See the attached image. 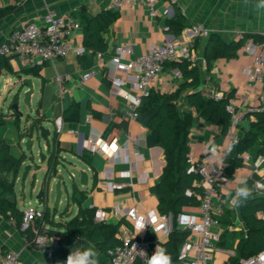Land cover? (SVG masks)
<instances>
[{
	"label": "crops",
	"instance_id": "1",
	"mask_svg": "<svg viewBox=\"0 0 264 264\" xmlns=\"http://www.w3.org/2000/svg\"><path fill=\"white\" fill-rule=\"evenodd\" d=\"M114 1L0 0V8H13L0 19V44L8 38L12 31L30 23H42L43 15L48 10L66 17H73L81 23L82 11L88 15H95L104 10H111V4ZM255 3L256 0H249L247 4L244 0H178V3L170 4L167 0H159V14L155 17L150 16L147 7L139 4L116 10L118 12L116 20L103 33L107 49L102 52V60L97 57L96 53H92L85 47L81 24L80 29L72 31L70 40L75 49L84 47L85 53L78 54L72 51L66 57L56 58L41 65H29L17 57H10L12 71L3 70L0 75V98L1 100L4 98L3 102H5L9 96L13 95L14 99V94L19 90L22 81L26 78L32 80L34 92L31 95V108L33 111L24 104L28 115L26 118L24 112L23 115H19L20 129L25 130L30 127L34 117L43 116L45 120L42 124L51 130L48 139L43 138L45 152L48 149V142H51L57 134L55 118L63 117L69 107L78 103L80 106L78 119H64L63 131L57 135L61 147L60 172L63 174L68 172L73 178H75V170L88 173L87 187L75 183L80 191H86L83 207L90 208L91 205L103 207L109 213L117 207L125 210L126 207L138 203L140 214L147 215L152 212L160 214L158 199L151 191V186L159 179L166 161L163 149L156 145L155 137L147 127L155 109L138 119L126 118L125 113L130 103L121 96L113 95L111 82L106 76L110 68L108 65L110 57L119 45L130 44L134 50L131 58H134L150 50L154 44L162 42L166 36L172 38L180 35L194 23L209 27L212 32L218 33L224 40H237L245 33H258L264 36V14H258L255 11ZM169 7H172V16L166 14ZM176 15L183 17L182 32L178 35L172 30L164 32L163 26ZM249 39L251 38L246 39L244 44ZM204 44L205 40H200L196 49L200 56L198 64L202 69V87L206 95L215 98L216 94L223 97L224 94L232 92L233 95L229 102L235 104L239 116L246 108L259 107L262 84L252 81L249 77L254 70L252 57L242 47L237 57L217 59L211 72L207 73L205 64L202 62ZM83 55H92L93 64L90 68L97 71L94 77L84 83L81 82V75L87 68L79 60V57ZM26 68L36 69L38 74L33 70L22 73L21 76L15 74ZM175 69L167 63L153 82L152 88L167 93L175 91L182 81V79L175 78ZM57 75H70L71 78L66 85L72 88V93L61 95L60 89L54 82ZM27 90V86L23 87L18 100L19 108H21V103H24V93ZM126 90L133 92L130 86H127ZM184 97L185 95L182 96L181 106L191 109L185 104ZM3 107L4 104L0 107V139L9 144L13 156L17 158L25 156L24 164L27 155L22 144L28 136L20 138V129L16 125L13 111L10 106L7 110ZM87 117H91V121H88ZM262 123L263 121L259 120L253 112L247 113L238 127V133L242 137L252 127ZM220 132L221 128L217 123L208 121L194 112L190 132V156L198 160L206 146H209L211 150L215 148V152L222 154L228 138L226 135L221 136ZM90 137H96L102 143L100 151L85 146V140ZM35 138L36 134L33 136L32 148ZM83 155L90 158V163L83 159ZM40 169L44 171L45 176L47 163L43 160ZM241 177L248 178V184L253 188L254 196H264V191H254V178L258 175L254 174L251 163H245L243 160L241 166L233 171L230 177L231 185L225 191H234ZM109 181L129 185L122 190L111 191L102 187L105 182ZM55 183L56 180H53L49 197ZM72 193L68 192L69 199ZM78 196H81L80 193L77 194ZM14 198L18 207L24 210L16 195ZM40 204L44 205V201ZM223 207L224 213L231 210L235 214L232 224L224 222L225 219H223L224 221L219 220L215 226L214 231L219 234L220 239L214 244L212 250V264H229V259L239 254L240 240L247 236V229L238 209L230 208L226 201ZM184 213L198 214L199 206H186ZM223 216V214L220 215L219 219ZM107 217L108 223L120 225L119 232L124 229L134 230L137 238L148 242L149 256L155 251L157 245L163 247L170 234L164 230L157 231L152 225L137 234L132 222L126 216L117 218L109 213ZM230 232L236 234L230 242L235 247L234 251L225 249L228 244L226 237ZM222 236L224 239H221ZM89 245L95 246L86 238H79L71 245L59 243L54 250L53 257L48 258L44 252L31 244L14 219H6L0 214V246L20 253L22 264L64 263L72 248L74 250L83 249ZM99 252L101 254L100 264H111L105 251L99 250Z\"/></svg>",
	"mask_w": 264,
	"mask_h": 264
},
{
	"label": "trees",
	"instance_id": "2",
	"mask_svg": "<svg viewBox=\"0 0 264 264\" xmlns=\"http://www.w3.org/2000/svg\"><path fill=\"white\" fill-rule=\"evenodd\" d=\"M12 10V7L0 8V19ZM117 16L118 12L113 10H104L95 15H88L82 11L81 24L84 33V45L92 53L106 51L107 43L103 33L107 31ZM182 18L181 15H176L168 22L176 35L182 32ZM248 38L264 42V36L258 33H245L240 39L224 40L218 33L212 32L205 39L203 48V59L207 73L211 72L217 59L237 57L244 41ZM200 40H196V47ZM79 60L87 69L93 64L92 55L80 56ZM170 64L182 72L183 76L179 87L169 93L152 88L150 94L144 97L138 111L139 115L143 116L155 109L147 127L155 137L156 145L163 149L166 164L159 179L151 186V191L158 199L160 214L173 215L174 229L163 244V248H166L171 254L173 264H179V253L187 239L188 232L181 231L177 227V218L184 213V207L199 205V197L203 193V187L197 184L200 175L188 171L191 150L190 132L194 112L208 121L217 123L221 128L220 135L225 136L231 123V115L227 111V105L233 94L232 92L224 94L220 99L208 96L202 87V69L199 64H193L188 60L174 61ZM3 70L12 71L10 56L0 53V75ZM29 70L38 74L33 68H26L21 72H15V74L21 76L22 73H27ZM184 95V102L191 109L181 106V99ZM79 114L80 106L78 103H74L64 112L63 118L76 120ZM253 114L263 123L245 132L235 145V149L227 161L226 172L229 177L232 176L236 168L241 166L242 153L250 152L254 156L264 155V112L256 111ZM13 115L16 125L20 129V114L14 111ZM44 120L45 118L41 115L34 117L30 127L25 130L20 129V138L31 136L33 129L41 125ZM60 157L61 147L56 134L52 141L48 142L47 152L41 153L42 160L47 163L45 178H52L56 175L61 161ZM82 157L90 163L91 160L88 156L83 155ZM24 160L25 156L20 158L13 156L9 144L0 139V214L6 219H14L16 225L21 229L25 210L20 209L17 202H11L9 198L16 195V180ZM188 190L192 191V195L187 194ZM78 193L82 197H77ZM85 195L86 191H80L78 186L74 184L71 198L79 207L78 213L70 218H65L66 212H64L59 221L55 218L57 211L52 212L48 200L44 199V215L39 220V224L43 223L47 233L56 237L60 244L71 245L79 238H86L92 241L98 250L106 251L107 248L119 243L120 225L96 221L95 209L83 207ZM261 210L264 211V196H254L253 199L248 200L238 209L246 226L247 236L240 240L239 254L231 257L229 264H241V259L256 255L264 250V219L258 216V212ZM234 214V211L227 210L220 220L224 221L223 219H225L224 222L232 224ZM23 231L28 240L32 242L33 231L30 228ZM221 239H224V236ZM134 264L140 263L136 261Z\"/></svg>",
	"mask_w": 264,
	"mask_h": 264
},
{
	"label": "built area",
	"instance_id": "3",
	"mask_svg": "<svg viewBox=\"0 0 264 264\" xmlns=\"http://www.w3.org/2000/svg\"><path fill=\"white\" fill-rule=\"evenodd\" d=\"M170 4L178 3V0H167ZM159 0H115L110 9L120 10L125 7H132L135 4L145 6L150 16L155 17L159 14ZM168 16L173 15L172 7L166 11ZM81 23L73 17H66L52 10H48L42 18V23H30L20 29L12 31L8 38L0 44V53L21 59L29 65H41L44 62L54 60L56 58L66 57L72 51L78 54L85 53V48L75 49L70 35L72 31L80 29ZM164 32H170L169 24L163 26ZM212 33V30L200 23H194L186 28L180 35L165 39L154 44L147 52L136 55L131 58L134 53L130 44H121L116 48L115 53L110 57L108 62L109 70L106 73L107 78L111 82L113 95L121 96L126 99L130 105L125 116L128 119H138L140 117L138 108L142 105L144 97L150 94L153 82L163 71L165 65L174 61L188 60L193 64L200 61L199 53L196 49V40H205ZM243 49L252 57L254 70L250 74V79L254 82L262 84L260 94L261 104L257 108H246L244 113L239 116L234 103L229 102L227 111L231 115V123L227 130V144L222 154L212 151L206 146L202 155L198 160L192 156L189 157V172H196L200 175L197 184L203 187V193L199 197V213L189 214L182 213L188 217L195 218L187 226H182L178 222L177 227L181 231H187L188 236L183 243L179 253V264H212L213 247L215 242L220 239L219 234L213 231V227L219 223V216L224 213V191L231 185V178L228 176L227 161L230 154L234 151L235 145L241 139L238 133V127L241 125L245 114L250 112H264V42H258L249 39L243 46ZM97 57L102 60L103 53L97 52ZM204 64L205 61L203 59ZM97 71L93 68L85 70L81 75V82H86L94 77ZM175 78L182 79V72L179 68L174 70ZM70 75H57L54 82L61 91V95L72 93V88L66 85L70 80ZM130 86L133 92L126 90ZM131 97L132 99H128ZM222 96L215 95L216 99ZM91 121V117H87ZM64 118L58 116L55 118L56 133L60 134L64 128ZM85 146L89 149L100 151L102 143L96 137H90L85 140ZM241 158L245 163H251L254 174L258 177L254 178V191H264V188H257V185H264V155L254 156L250 152L241 154ZM259 161V163H257ZM263 170V172H261ZM127 174V173H126ZM126 183L105 182L102 187L107 190L116 191L127 187ZM188 195H192V191H187ZM90 208L95 209V220L107 222V215L111 213L119 218L126 216L133 224L135 229L136 220L143 216L148 225H151L159 231L164 230L170 233L174 229L173 215L158 214L152 212L142 215L139 212L138 203L121 210L117 207L108 213L103 207L91 205ZM25 217L22 223V229L30 228L34 237L31 244L44 252L48 258H52L55 248L59 245L56 237L50 236L45 225L39 224V220L44 215V208L31 207L25 209ZM258 216L264 219V211H259ZM136 230V229H135ZM119 243L106 249L111 264H134L139 261L140 264H147L150 246L136 237L134 230L124 229L118 233ZM147 253V254H145ZM264 250L256 255L241 259V264H264V260L260 259ZM0 264H22L21 256L15 250L0 246ZM48 264H64L50 262Z\"/></svg>",
	"mask_w": 264,
	"mask_h": 264
},
{
	"label": "rangeland",
	"instance_id": "4",
	"mask_svg": "<svg viewBox=\"0 0 264 264\" xmlns=\"http://www.w3.org/2000/svg\"><path fill=\"white\" fill-rule=\"evenodd\" d=\"M4 98H0V107L4 104V109L7 110L8 107L11 105V102L13 100V95L9 96L5 102H3ZM25 103H21V108L20 111L25 113V118L27 117V110H26V106L24 105ZM1 110V108H0ZM29 113V110H28ZM27 139L24 141V143L22 144L27 158H26V162L23 164L22 169L20 171L19 174V178L18 181L16 183V198L18 199L19 202H21L22 204V208L25 210L27 208H31V207H40L43 208L44 205L40 204L37 200H36V195L39 192L42 180L44 178V171L41 168L42 165V160H41V151L45 152L44 149V140H40L38 141L36 138L34 139V145L32 150L28 151L26 149V143ZM28 171V173H26ZM79 172L80 170H75V178L72 177L71 174H69L68 172L65 173L66 175V184L63 186V195L61 198V202L59 205V209L57 211V216H56V220L59 221L62 217V214L64 212L68 213V212H72L73 214L70 216H75L78 212V206L76 203H74L72 201V198L69 199L68 196V192L72 193L74 190V184L76 183L77 185L80 184V176H79ZM35 180V184L33 187V181ZM55 186L54 189L52 190L50 197H49V205L51 208V211L54 212L55 210L53 209L54 206V201H55ZM65 217V215H64ZM68 217V218H70ZM66 218V217H65ZM215 230V226L213 227V231ZM215 232V231H214ZM236 234L230 232L227 237L226 240L228 242V244L225 246V249L228 250H235V247L233 245H231V241L232 238L235 236ZM216 243V242H215Z\"/></svg>",
	"mask_w": 264,
	"mask_h": 264
},
{
	"label": "clouds",
	"instance_id": "5",
	"mask_svg": "<svg viewBox=\"0 0 264 264\" xmlns=\"http://www.w3.org/2000/svg\"><path fill=\"white\" fill-rule=\"evenodd\" d=\"M245 4L249 3V0H244ZM254 9L258 14H264V0H256ZM128 99H132L128 97ZM212 151H216L215 148ZM259 163V161L257 162ZM257 188H264V185H257ZM224 196L229 207L236 210L239 209L248 200L253 199V188L248 184L247 177H241L238 181V186L234 191H225ZM195 218L188 217L181 214L178 218V222L182 226H187ZM148 225L143 216L139 217L135 222L136 233L142 232ZM159 231V229H157ZM147 254V253H145ZM100 252L94 245H89L83 249H73L67 256L64 264H100ZM261 260H264V254L260 256ZM147 264H173V258L166 248L156 246L155 251L149 256Z\"/></svg>",
	"mask_w": 264,
	"mask_h": 264
},
{
	"label": "water",
	"instance_id": "6",
	"mask_svg": "<svg viewBox=\"0 0 264 264\" xmlns=\"http://www.w3.org/2000/svg\"><path fill=\"white\" fill-rule=\"evenodd\" d=\"M27 86L28 90L24 93V103L30 108L31 111V95L34 92V87H33V83L32 80L30 78H26L22 81L19 90L17 91L16 94H14V99L13 102L10 105L11 110L14 112H18L20 115H23V112L20 111L19 109V97L20 94L22 92L23 87ZM16 99V101H15ZM34 134H36V139L38 141H40L43 138H48L51 134V130L47 127H45L43 124L39 125L38 127L34 128L31 136L27 137V141L25 143L26 145V149L28 151H30L32 149V141H33V136ZM60 168V164L58 165V169H57V173L54 177L52 178H43L39 192L36 195V200L41 203L44 199L48 200L49 198V193L51 190V184L53 180H56L55 183V201H54V206L53 209L58 211L59 209V205L61 202V198L63 195V186L66 184V175L63 174L62 172H60L59 170ZM79 176H80V184L87 187L88 186V173L85 171H80L79 172ZM35 184V180L33 181V187ZM12 202H15V198L14 197H10L9 198ZM72 215V212H68L65 214V216L68 218Z\"/></svg>",
	"mask_w": 264,
	"mask_h": 264
}]
</instances>
